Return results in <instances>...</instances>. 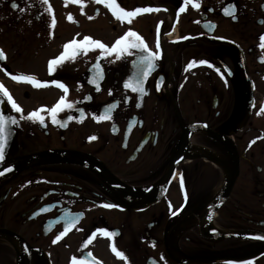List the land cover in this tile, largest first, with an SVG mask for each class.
Wrapping results in <instances>:
<instances>
[{
	"label": "flooded vegetation",
	"instance_id": "1",
	"mask_svg": "<svg viewBox=\"0 0 264 264\" xmlns=\"http://www.w3.org/2000/svg\"><path fill=\"white\" fill-rule=\"evenodd\" d=\"M15 2L0 0V84L22 109L0 95V264H264V0H116L153 9L123 21L97 0ZM129 30L147 50L69 49L50 73L65 44Z\"/></svg>",
	"mask_w": 264,
	"mask_h": 264
},
{
	"label": "snow or ice",
	"instance_id": "2",
	"mask_svg": "<svg viewBox=\"0 0 264 264\" xmlns=\"http://www.w3.org/2000/svg\"><path fill=\"white\" fill-rule=\"evenodd\" d=\"M41 2L44 4H48V0H41ZM66 2H67V0H66ZM77 2H79V0H77ZM97 2H103L107 7H109L111 9L113 15L116 16L121 21L125 20L126 18L134 17L138 13H145V12L153 11V9H150V8H137L134 11H126L125 9L120 8L118 4H116V0H97ZM186 2H187V0H186ZM192 3H193V6L199 7L197 0H192ZM12 7L19 9L21 12L25 11L24 8H20V6L15 2V0H13ZM48 7H49V10H51V6L48 5ZM234 7L235 6L233 5V8ZM183 10L184 9H181V11H183ZM235 18L236 17L233 14V19H235ZM69 19H71V17H69ZM52 23L54 26V24H55L54 18H53ZM130 38H132V39H130ZM260 40H261V47H264V35H262L260 37ZM89 42H90V44H89ZM90 45L102 49L103 51H102L101 55L116 53L117 58H119V56L121 54H123L127 49L135 48V49H139L141 51L147 50V45L145 44L143 39L135 31H132V30H129L124 36L118 38L114 42V44L111 48H109L108 46H106L105 44H103L102 42H100L98 40H92L90 37H85L84 41L80 45H77V42L75 40L64 45V53L60 57L54 58L49 62L50 73L53 70L52 69L53 65H57L59 62L63 61L65 59V57L70 55L69 49H73V55H74V52L78 51L79 48H81V47L86 48ZM157 55H158L157 53L149 52V54L147 56L142 57V60L148 62L149 69L151 67H153L152 61L157 57ZM2 58H4V53L2 50H0V59H2ZM193 63H196V62L194 61ZM199 63L207 64L208 62L207 61H200ZM145 75H147V73H145ZM101 77H102V73H101ZM12 79L17 81V82L31 83L35 87L46 86V83H47V82H41V81L37 80V78L35 76H29V75H24V74L13 76ZM53 83H55L58 87L62 88L65 92L68 91L67 87L64 84L60 83L59 81H54ZM96 87H97V90H99L98 84L96 85ZM125 87L126 88L131 87L133 91H141V92L143 91V89L140 87L139 84H136L135 86H133L131 83H126ZM110 94H111V90H110ZM0 95L6 97L7 102L9 104H11V107L14 111L22 113V109L19 107V105H17L15 103L11 94L8 92V90L2 84H0ZM0 103H3V101H0ZM63 104H64V98L62 97L61 100L56 104V106L50 110L52 113V119H53L54 123L57 122L55 113H56L57 109H60L61 105H63ZM68 107H71V105H68ZM40 111H43V109H41ZM26 118L33 120V121H39L41 124H44V117L42 115H40V113L38 111L31 112ZM104 118L105 117H100V119H104ZM11 122L13 124L18 123L14 117L11 118ZM6 124H7V118L5 117L3 111L0 110V161H2L4 159L5 148H6L7 140H8V137L5 134ZM94 138L95 137H93V139ZM0 175H3V173L0 172ZM105 207H111V205H105ZM70 226H71V222H69V227ZM67 231H68V228H65L64 232H62L60 235H58L56 237V239L59 240L60 236L63 235L64 233H66ZM98 231L104 232L105 230H98ZM106 234L109 236L112 235L111 233H106ZM94 235H95V233H93V236ZM261 238L264 239V237H261ZM112 251L115 252V254L118 257H122V258L126 259V257L124 256V253L121 251H118L114 246L112 247ZM89 255H91V254H89ZM73 264H87V262L77 261L74 258Z\"/></svg>",
	"mask_w": 264,
	"mask_h": 264
},
{
	"label": "water",
	"instance_id": "3",
	"mask_svg": "<svg viewBox=\"0 0 264 264\" xmlns=\"http://www.w3.org/2000/svg\"><path fill=\"white\" fill-rule=\"evenodd\" d=\"M248 98H246V100H247ZM215 140H217V136H215ZM221 142H224V141H222L221 140ZM232 154V153H231ZM232 160H233V162H234V164L236 163V158H235V154L234 155H232ZM213 215V213L211 214V216ZM210 216V217H211Z\"/></svg>",
	"mask_w": 264,
	"mask_h": 264
}]
</instances>
